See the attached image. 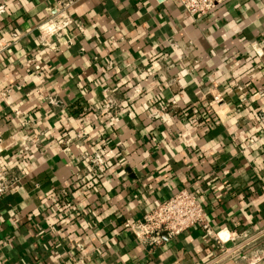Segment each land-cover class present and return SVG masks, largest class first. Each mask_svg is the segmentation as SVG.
Here are the masks:
<instances>
[{"label": "crops", "instance_id": "obj_1", "mask_svg": "<svg viewBox=\"0 0 264 264\" xmlns=\"http://www.w3.org/2000/svg\"><path fill=\"white\" fill-rule=\"evenodd\" d=\"M0 7V264H264V0H80L56 53L53 0ZM185 188L214 235L122 228Z\"/></svg>", "mask_w": 264, "mask_h": 264}, {"label": "built area", "instance_id": "obj_2", "mask_svg": "<svg viewBox=\"0 0 264 264\" xmlns=\"http://www.w3.org/2000/svg\"><path fill=\"white\" fill-rule=\"evenodd\" d=\"M80 0H53L55 4L56 20L51 25L50 29L46 33L47 36L41 38V46L48 52H58L62 44H54L49 41V38H61L64 31H66L71 25L74 24L69 10L72 6L78 3ZM187 14L193 18H201L207 14H210L218 6L223 4L226 0H178ZM4 9L0 7V13ZM77 28H80L79 24H75ZM248 86L245 84L244 87ZM240 88V87H239ZM241 89V88H240ZM253 96L264 95V92L257 91L252 93ZM49 102L54 104L57 102L54 98H49ZM109 102V101H108ZM222 97L219 94L212 96L210 105L220 104ZM166 108H161L164 111ZM208 113L204 114L206 116ZM264 115H258L259 121L264 124ZM197 117L194 124H197ZM25 123V122H24ZM23 123V124H24ZM78 138H83L84 133L79 132ZM25 137V136H24ZM253 143V140H249ZM60 145H65V139L58 141ZM33 146H35L33 144ZM22 153H26L28 147L21 143ZM64 149V148H63ZM2 146L0 142V152H2ZM26 155V154H25ZM90 157L87 153L82 155V159ZM92 159V158H91ZM90 161L96 165H102L105 161L104 156L100 154L94 155ZM26 171L20 170L19 173H14L9 169L0 167V195L7 192V190L16 186L25 178ZM87 177V176H86ZM84 181L85 178H81ZM195 226L202 227L208 235H214L210 225L205 217L204 207L201 201L192 194L189 190L181 189L166 198L159 204H157L150 212L144 214L141 219L133 221H125L122 224V228L131 231L135 237L145 245H156L160 242V234L166 233L169 237L180 235L187 229ZM220 232L216 233L218 240L223 241L220 237Z\"/></svg>", "mask_w": 264, "mask_h": 264}, {"label": "water", "instance_id": "obj_3", "mask_svg": "<svg viewBox=\"0 0 264 264\" xmlns=\"http://www.w3.org/2000/svg\"><path fill=\"white\" fill-rule=\"evenodd\" d=\"M250 240H252V239H250ZM250 240H248V241L242 243L241 245H238V246H236L235 248H233V249H231V250L225 252V254H224L223 256H226V255L230 254L232 251H234V250H236V249L242 247L243 245H245V244H246L247 242H249Z\"/></svg>", "mask_w": 264, "mask_h": 264}, {"label": "bare ground", "instance_id": "obj_4", "mask_svg": "<svg viewBox=\"0 0 264 264\" xmlns=\"http://www.w3.org/2000/svg\"><path fill=\"white\" fill-rule=\"evenodd\" d=\"M227 236H228L227 234H223V233L220 234V237L222 238V240H226L227 239Z\"/></svg>", "mask_w": 264, "mask_h": 264}]
</instances>
